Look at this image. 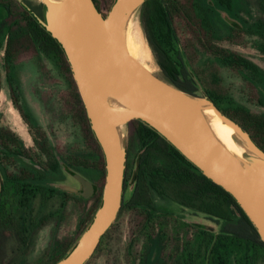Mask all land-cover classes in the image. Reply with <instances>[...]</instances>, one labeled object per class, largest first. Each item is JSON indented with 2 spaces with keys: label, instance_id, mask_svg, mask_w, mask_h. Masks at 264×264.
Here are the masks:
<instances>
[{
  "label": "water",
  "instance_id": "1",
  "mask_svg": "<svg viewBox=\"0 0 264 264\" xmlns=\"http://www.w3.org/2000/svg\"><path fill=\"white\" fill-rule=\"evenodd\" d=\"M16 1L60 47L103 159L99 205L71 250L54 264H86L114 223L123 200L125 128L133 120L152 128L227 192L264 242V151L205 93L175 87L130 55L127 34L147 0H114L104 16L92 0H38L41 17L23 0ZM223 131L230 133L239 153ZM75 180L78 189H62L88 199L94 184L80 175Z\"/></svg>",
  "mask_w": 264,
  "mask_h": 264
},
{
  "label": "rangeland",
  "instance_id": "2",
  "mask_svg": "<svg viewBox=\"0 0 264 264\" xmlns=\"http://www.w3.org/2000/svg\"><path fill=\"white\" fill-rule=\"evenodd\" d=\"M97 1L99 5L109 8L114 0ZM258 23L264 25V0H232L230 12L219 11L213 15L212 24L217 39L211 40L212 43L235 52L255 64L259 69L260 77L256 74L249 79L248 73L235 72L223 67L199 44L193 43L194 49L184 54V61L191 74L195 75V78L198 77L197 94L206 90L205 82L210 80L209 74H213L216 87L227 101L230 100L235 106L245 107L254 114L264 115V34ZM131 30L140 35L141 45L146 52L143 64L150 72L165 79L153 51L146 42L138 15L132 20ZM231 30L234 32L232 33ZM5 34L6 29L0 26V127L8 128L26 146H31L27 127L9 99L2 63ZM11 73L19 87L23 110L45 132L48 143L60 164V170L51 178L52 183L60 186L61 189L65 185L74 186L75 180L71 176L76 175L95 183L97 179L91 169L80 172L74 169L66 172L63 169L64 157L96 153L86 143L78 141L80 131L72 120L70 112V104L74 101L72 89L69 80L60 72L55 60L32 47L25 48L18 54ZM220 105L225 107V101ZM125 131L128 135L126 159L128 163H132L138 145L135 141H129L131 133L129 125ZM168 153L165 148L163 151H158L153 155V163L164 165L169 159ZM9 171L10 168L7 167V172ZM18 190L17 186L7 183L0 197V264H37L42 260L50 241H61L75 236L78 222L89 208V203H83L71 195H62L63 189L60 193L52 195L42 190L29 207L28 216L31 222L26 225L29 230L26 236H16L15 232L13 236L12 230H7L8 226L5 223L7 218H12L13 222L20 217V214L23 217L24 211L19 213L20 209L16 208L20 196ZM148 195L152 201L160 204V200L154 197L151 191ZM161 203L171 208L174 213L172 220L168 223L167 220H163L162 225L157 222L158 224H153L150 229L142 231L140 228L142 219L136 211L120 213L114 222L111 234L87 264H184L189 257L195 259V263L198 264L199 256H201L199 264H207V250L206 253L204 252V242L207 241V237L199 238L197 228L186 226L187 221L192 219L188 210L182 209L176 202ZM39 220H42V225L37 223ZM205 224L207 229L208 226H212L207 220ZM160 228L165 234L160 246L156 244L151 253H144L145 247V250H148L149 246L153 245L157 237L155 234ZM19 238H23L25 244H22ZM159 248L160 252L157 253L156 250ZM218 248L223 254L225 264H264V249L245 243L239 244L233 240L219 243Z\"/></svg>",
  "mask_w": 264,
  "mask_h": 264
},
{
  "label": "trees",
  "instance_id": "3",
  "mask_svg": "<svg viewBox=\"0 0 264 264\" xmlns=\"http://www.w3.org/2000/svg\"><path fill=\"white\" fill-rule=\"evenodd\" d=\"M25 2L41 17L37 7L33 6L29 1ZM14 3V22L7 34L2 63L9 88V99L14 108L18 110L22 120L29 127L30 136L38 149V152L34 153V157L31 159L29 186L25 185L23 180L19 184L20 196L18 203L23 208L26 207L27 202L31 205L32 200L42 190L47 191L51 195L60 193L62 190L60 186L51 181L53 175L60 170L57 157L48 143L45 132L22 109L19 87L11 73L15 60L22 49L32 47L34 50L55 60L60 72L69 80L72 89L71 94L74 101L73 104H70V112L72 120L80 131L78 141L86 143L96 153L85 156L79 154L78 157L77 155L67 156L62 160L63 169L66 172H70L72 169L77 172L91 169L97 180L95 183L91 182L95 188L94 193L88 199L70 194L65 190L61 191L62 195H71L83 203H89V208L78 222L75 236L64 238L61 241H50L42 260L37 263L54 264L65 257L71 250L81 232L90 223L93 213L99 205L104 177L103 159L90 129L79 94L71 78L70 68L60 47L16 0H14ZM231 10L232 0H147L142 4L137 14L141 28L146 42L156 57L157 65L168 82L190 94H197L196 92L199 91L197 86L198 77L195 78V75H188L185 69L184 56L189 53V50L190 52L193 51V43L199 44L204 51L213 56L223 67L235 72L248 73L249 79H252V76L256 74V76L260 77L259 69L255 64L235 52L212 43V41L217 39L212 24L213 15L219 11L230 12ZM258 27L264 34V25L258 23ZM231 32L233 33L234 30H231ZM178 61L182 65L178 64ZM208 78L210 80L205 82L206 90L203 93L220 111L246 130L254 143L264 151V115L254 114L245 107L233 105L230 100H226L222 92L216 87L215 76L209 74ZM222 101H225V107H221ZM128 125L131 127L129 141H135L138 145L133 162H127L125 169L124 186L127 178H129L130 185L134 189V195L127 201L129 207L134 209L136 201L140 197L142 200L149 202L148 192L151 190L159 197L169 195V198L174 202L202 213L205 219L212 223V226H208L207 232L199 233L198 230L199 238L204 239L207 237V241L204 242V252L206 253L207 250L208 254L207 264L226 263L222 258L223 254L219 252L218 248L219 243L226 241L233 240L239 244L245 243V245L264 249V242L260 240L255 227L227 192L202 175L197 168L152 128L138 120H133ZM0 138L3 144L9 139L14 140V144L19 142L18 136L5 127H0ZM164 148L169 151L167 155L169 157L168 161L164 165L154 164L153 155L158 151H163ZM125 152L127 156V146ZM128 169L129 172H127ZM122 207L121 205V209ZM150 220L151 217L147 215L144 223H148ZM37 223L39 225L43 224L42 220ZM113 225L114 223L102 236L94 253L101 248V245L109 237ZM19 240L22 244H25L23 238H19ZM162 240L163 236H157L153 245H151L152 247L149 246L151 249L145 250V247L144 253H151L153 246L156 244L160 246ZM156 251L157 253L160 252V248ZM200 259L201 256H199L198 264ZM184 264H196L195 259H190L189 257V260H186Z\"/></svg>",
  "mask_w": 264,
  "mask_h": 264
},
{
  "label": "flooded vegetation",
  "instance_id": "4",
  "mask_svg": "<svg viewBox=\"0 0 264 264\" xmlns=\"http://www.w3.org/2000/svg\"><path fill=\"white\" fill-rule=\"evenodd\" d=\"M29 1L33 6L37 7L39 9V13L42 15V5L39 1L37 0H23ZM95 4L96 9L98 12L104 16L107 13L108 8L107 6L103 7L99 5L97 0H92ZM27 4V2H25ZM14 0H0V26L6 29V34H5V44H6V39H7V34L8 31L11 29L13 22H14ZM28 5V4H27ZM29 6V5H28ZM30 7V6H29ZM5 47V45H4ZM4 51V49H3ZM178 64H181L178 61ZM183 65H185L183 63ZM186 72L188 75H192L188 67L185 65ZM72 78V77H71ZM6 80V78H5ZM8 88V85H7ZM8 93H9V88H8ZM11 102V100H10ZM12 103V102H11ZM20 104L21 103V95H20ZM13 105V104H12ZM23 109V107H22ZM18 116L20 117L21 121L25 124L27 127V131L30 137V142L31 146H26L24 142L19 138V142L14 144V140L9 139L6 141V143L3 144L2 139L0 138V174L2 176V184H0V197L2 196L4 186L5 184H10V185H15L20 189V183L23 180V183L27 186H29L30 179H29V170L31 167V159L34 157V153L38 152L37 146L35 142L33 141L32 137L30 136L29 133V127L27 124L22 120L21 116L19 115V112L17 110ZM27 113V112H26ZM39 126V125H38ZM40 127V126H39ZM46 135V134H45ZM47 137V136H46ZM48 140V139H47ZM127 158V156H126ZM5 159V160H3ZM127 163V159H126ZM7 167L10 168V171L7 172ZM73 170V169H72ZM71 170V171H72ZM129 172V169L127 170ZM9 177V179H7ZM73 180H75V176H71ZM130 179L127 178L125 182V186L123 187V200H122V209L119 211L120 213L124 211H136L141 219V230L146 231L150 229V227L153 224H158L161 223L164 224L163 220L168 221L173 219L174 213L172 212L171 208L168 205H163L161 202L166 201L167 203L173 204L174 201L170 199L169 195L167 196H161L159 197L154 191H151L158 200H160V204L155 203V201H152L150 199L149 202L142 200L141 197L136 201V206L134 209L128 206V199L131 198L134 195V189L132 185H130ZM73 188H79V183L76 182L74 183V186H71ZM28 188V187H27ZM66 191V190H65ZM20 193V190H18ZM70 194H73L69 191H66ZM75 195V194H74ZM92 196V195H91ZM90 196V197H91ZM137 198H139L137 196ZM1 205V202H0ZM29 205L30 203H26V207H21V205L18 203L16 204V208L20 209L19 213L24 211L23 217H20L16 219L15 221L12 222L11 219H6V225L8 226L7 230L11 231V234L14 236V232L16 236H26L28 230V225L30 223V218L28 216V211H29ZM179 206L182 209H187L189 212L190 220L187 221L186 226L190 227L192 229L197 228L199 230V233H205L207 231V226L205 224V217L202 213L197 212L195 209L184 207L179 204ZM1 208V207H0ZM119 213V214H120ZM1 214V210H0ZM149 215L151 217V220L148 223H144L145 221V216ZM21 220H22V225H21ZM158 222V223H157ZM160 225V224H159ZM7 235H9L7 233ZM155 236H165V234L162 232V229L160 228V231H158Z\"/></svg>",
  "mask_w": 264,
  "mask_h": 264
},
{
  "label": "bare ground",
  "instance_id": "5",
  "mask_svg": "<svg viewBox=\"0 0 264 264\" xmlns=\"http://www.w3.org/2000/svg\"><path fill=\"white\" fill-rule=\"evenodd\" d=\"M137 31H139V29ZM139 37L140 35L138 36L136 31L129 30L127 34V47L130 55L146 68V66L143 64V61L146 59V52L141 45ZM223 135L230 147L239 153L240 150L237 144L231 139L230 133L228 131H223Z\"/></svg>",
  "mask_w": 264,
  "mask_h": 264
}]
</instances>
